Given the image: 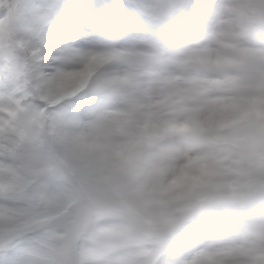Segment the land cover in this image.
Returning a JSON list of instances; mask_svg holds the SVG:
<instances>
[{"label": "rangeland", "instance_id": "374dc122", "mask_svg": "<svg viewBox=\"0 0 264 264\" xmlns=\"http://www.w3.org/2000/svg\"><path fill=\"white\" fill-rule=\"evenodd\" d=\"M134 1L140 7V10L134 9L138 17L135 24L132 27L109 30L108 34L97 40L92 47L80 50L76 57L60 70L61 74L54 81L50 92L78 83L85 76L83 65H80L82 61L93 63V66L103 62L113 64L107 76V83L111 86L124 84V87L117 97L99 98L91 116L82 121L81 136H87L91 131H99L100 124L111 123L121 127L130 115H136L134 119L136 132L142 135L148 127L158 139L157 145L163 150L170 147L165 145L164 141L175 135L174 132L166 131L164 125L175 119L176 112L174 108L162 107L164 97L160 92L176 90L183 85L190 66L207 73L206 78L220 90L229 84L235 85L237 81L231 78L227 81L220 80L211 73L215 71L232 73L239 69L241 63H248L260 71L264 68V38L249 40L245 28L239 27L235 22V12L242 0H206L205 4L196 5L191 13L186 11L185 6H181L178 16L163 14L164 0ZM202 10H205L204 14H201ZM189 37L193 41L190 42ZM192 45L194 51L185 52ZM136 58L142 61H136ZM144 76L149 77V82L146 79L143 82ZM263 79L264 76L258 75L255 82H263ZM142 85L148 86L145 93L141 89ZM246 114L232 124L224 134L240 123ZM216 149L223 158V165L216 177L215 185L222 186L220 174L225 176L223 178L233 176L229 186L234 189L238 183L236 176L242 174L246 168L237 155H231L222 146ZM145 162L148 163L147 157ZM0 164L10 163L0 161ZM259 171L264 175V166ZM53 176L52 179H60L59 184L70 187L69 177L63 172L60 173L58 170ZM143 177L134 191H139L142 196L148 197L150 196L148 186L143 181ZM43 189L46 190L47 187ZM41 194L44 198L42 200L49 199V191L45 193L41 191ZM65 200L69 206L65 207L64 212L59 211L60 207L54 204L55 201L48 203L50 206L54 204L52 206L55 209L52 212L46 210V206L39 205L41 213L47 215V218L38 221L39 213L30 214L31 207L24 201L8 203L0 197V206H8L15 218L25 219L27 213L29 220H33L35 224L33 226L44 224L47 235L52 238L53 244H56V252L38 254L40 257L36 258L32 256V244L22 243L11 247L9 245L12 244L1 241L0 260L4 259L6 252L11 249L14 251L12 259L16 264H55L56 253L61 252L63 255L62 245L66 244L69 263L79 264L83 257H89V250L80 249L79 254L74 253L72 246L75 239L67 235V243H65L62 235L66 233V229L75 231L82 223L86 224L91 216L90 223H93L98 237L101 236V239L93 240L105 243L104 246H108L110 251L107 255L98 256L97 259H87L82 264H158L161 263L162 251L174 240L182 244V250L175 259L164 256L162 259L164 264L264 262V214L252 213L248 225L241 228H236L230 221L221 226L209 222L200 239L194 241L182 233L179 224L182 214L179 213L180 209H172L171 213L163 212V216L154 223L138 224L139 232L145 233L149 238L143 242L136 236L141 242L138 243L135 238L129 236L134 232L132 224L108 212L106 207L101 211L94 210L91 207V200L81 190H73L70 187ZM225 202L226 199H223L215 206L214 213L217 218L225 216ZM130 237V240H126ZM81 239L82 237L78 238L77 245L80 244ZM97 246L99 248L98 243Z\"/></svg>", "mask_w": 264, "mask_h": 264}, {"label": "trees", "instance_id": "16d2710c", "mask_svg": "<svg viewBox=\"0 0 264 264\" xmlns=\"http://www.w3.org/2000/svg\"><path fill=\"white\" fill-rule=\"evenodd\" d=\"M133 4V0H126ZM205 0H167L165 14L174 13L178 6L185 4L191 8L194 4ZM133 6V5H132ZM243 22L240 23V18ZM239 26L248 29L252 38L264 37V0H243L236 15ZM17 46L20 47L19 42ZM84 80L74 87H62L49 92L44 98L46 106L33 112L23 132L24 153L15 165H0V196L9 202L26 201L31 205V214L36 215L41 207L48 205L41 191L47 186L53 197H60L58 182L49 179L55 168L50 156L47 139L50 138L52 148L66 168L76 177L91 195L95 203L106 205L119 204L123 213H132L135 218L152 220L158 212L172 206L176 202L164 201L153 197L143 198L139 193H132L136 184L139 152L144 142L134 145L133 132L130 127L117 130L111 126L102 127V133H93L88 138L80 137L77 131L81 127L80 120L87 117L95 106L96 99L110 91L105 87L103 71L86 65ZM257 99L264 94L263 89L253 85ZM152 144V143H151ZM216 146H222L238 154L242 158L246 171L238 176L239 185L235 190L228 187V179H223L222 188L205 187L193 194L192 198L180 207L193 210L206 206V211L183 223L186 234L197 236L205 222L213 221V205L221 198H231L227 203L226 213L236 224L244 223L253 211L264 212V175L258 171V165L264 164V108L255 107L249 117L233 128L226 136L218 138ZM257 158L259 161H257ZM64 207V198L60 202ZM150 215V216H149ZM42 214L38 221H41ZM29 215L24 219H16L6 209H0V241L17 244L25 241H36L45 245L47 239L43 234V226L33 227ZM46 234V233H45ZM171 247L167 255L173 256L178 247Z\"/></svg>", "mask_w": 264, "mask_h": 264}, {"label": "snow or ice", "instance_id": "6c2138e0", "mask_svg": "<svg viewBox=\"0 0 264 264\" xmlns=\"http://www.w3.org/2000/svg\"><path fill=\"white\" fill-rule=\"evenodd\" d=\"M137 19L126 0H0V161L23 157L28 118L46 106L60 70ZM13 256L9 249L0 264H16Z\"/></svg>", "mask_w": 264, "mask_h": 264}, {"label": "clouds", "instance_id": "9594fccd", "mask_svg": "<svg viewBox=\"0 0 264 264\" xmlns=\"http://www.w3.org/2000/svg\"><path fill=\"white\" fill-rule=\"evenodd\" d=\"M239 22H243V17ZM211 74L237 83L220 90L206 78L207 73L190 66L187 79L178 90L160 92L164 97L162 107L174 108L176 115L164 125L166 131L175 133L164 141L170 147L161 150L157 145L142 152V158L148 159L143 181L155 199L185 203L199 189L214 187L223 165L216 140L243 115L257 106L264 108V94L257 99L253 88L257 76H264V68L258 71L248 63H241L232 73Z\"/></svg>", "mask_w": 264, "mask_h": 264}, {"label": "bare ground", "instance_id": "6f19581e", "mask_svg": "<svg viewBox=\"0 0 264 264\" xmlns=\"http://www.w3.org/2000/svg\"><path fill=\"white\" fill-rule=\"evenodd\" d=\"M189 38H191V37H189ZM191 41H193V39H192V38L190 39V42H191ZM186 48H187V47H186ZM190 51H194V46H193V45H192V46H190V47H188V48L186 49V51H185V52H187V53H188V52H190Z\"/></svg>", "mask_w": 264, "mask_h": 264}, {"label": "water", "instance_id": "95a60500", "mask_svg": "<svg viewBox=\"0 0 264 264\" xmlns=\"http://www.w3.org/2000/svg\"><path fill=\"white\" fill-rule=\"evenodd\" d=\"M194 213H190V214H188V217H190V216H192Z\"/></svg>", "mask_w": 264, "mask_h": 264}]
</instances>
